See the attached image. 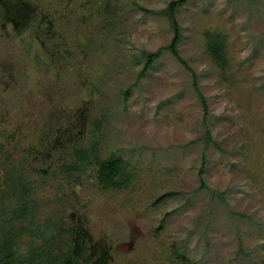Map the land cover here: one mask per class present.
I'll list each match as a JSON object with an SVG mask.
<instances>
[{
    "label": "rangeland",
    "instance_id": "rangeland-1",
    "mask_svg": "<svg viewBox=\"0 0 264 264\" xmlns=\"http://www.w3.org/2000/svg\"><path fill=\"white\" fill-rule=\"evenodd\" d=\"M0 1L33 12L17 33L0 5V199L10 178L26 183L37 223L81 225L106 264H264V0L178 9V54L206 114L168 50L140 75L142 53L173 35L142 9L173 0ZM207 34L223 38L224 68ZM92 144L123 161L126 187L64 169Z\"/></svg>",
    "mask_w": 264,
    "mask_h": 264
},
{
    "label": "trees",
    "instance_id": "trees-1",
    "mask_svg": "<svg viewBox=\"0 0 264 264\" xmlns=\"http://www.w3.org/2000/svg\"><path fill=\"white\" fill-rule=\"evenodd\" d=\"M188 0H173L165 9L152 12L142 9L145 13L161 15L169 21L172 31L170 43L153 53L143 52L144 64L140 75L146 73L152 64L160 57L161 51L168 50L175 60L180 62L186 71L191 72L193 87L204 113L207 112V102L197 87L196 76L187 63L178 54L177 46L182 39L181 25L176 14ZM6 21L10 23L17 33H21L25 25L31 21L32 9L23 2L0 1ZM207 53L212 61L219 67L226 66L224 54V40L218 34H207ZM207 141H211L209 134ZM74 162L68 164L66 171L87 170L91 166L97 167L96 178L103 189L124 188L130 179L123 161L118 157L105 160L100 159L96 153V146L90 148L78 147L74 149ZM10 184L6 185L5 196L1 197L2 207L0 221V264H106L108 249L106 246L100 250L93 248L88 232L78 225L76 228H63L57 224L37 223L35 219L36 205L28 195V185L19 179L10 178ZM18 186V188L16 187ZM166 193L157 198L158 203L164 197L171 196ZM9 198V199H8ZM15 200L13 205H7L8 200ZM10 208V209H9ZM7 213V214H6ZM6 214L5 216H3ZM5 218L4 220H2ZM27 239V242H22ZM38 240L40 242H38ZM189 264V263H187Z\"/></svg>",
    "mask_w": 264,
    "mask_h": 264
}]
</instances>
